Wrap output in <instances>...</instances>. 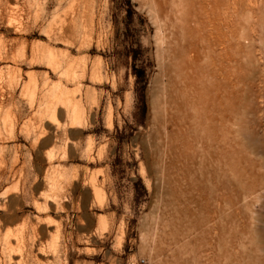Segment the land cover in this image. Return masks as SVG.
I'll return each instance as SVG.
<instances>
[{
	"label": "rangeland",
	"instance_id": "374dc122",
	"mask_svg": "<svg viewBox=\"0 0 264 264\" xmlns=\"http://www.w3.org/2000/svg\"><path fill=\"white\" fill-rule=\"evenodd\" d=\"M0 94V264H264V0H0Z\"/></svg>",
	"mask_w": 264,
	"mask_h": 264
},
{
	"label": "built area",
	"instance_id": "2783aa9c",
	"mask_svg": "<svg viewBox=\"0 0 264 264\" xmlns=\"http://www.w3.org/2000/svg\"><path fill=\"white\" fill-rule=\"evenodd\" d=\"M137 264H146V261L144 259H140Z\"/></svg>",
	"mask_w": 264,
	"mask_h": 264
},
{
	"label": "bare ground",
	"instance_id": "6f19581e",
	"mask_svg": "<svg viewBox=\"0 0 264 264\" xmlns=\"http://www.w3.org/2000/svg\"><path fill=\"white\" fill-rule=\"evenodd\" d=\"M0 96H1V94H0ZM74 123H75V122H74ZM74 123H73V124H74ZM14 173H15V172H14ZM14 173H13V174H14ZM1 176H2V172H1V170H0V177H1Z\"/></svg>",
	"mask_w": 264,
	"mask_h": 264
}]
</instances>
